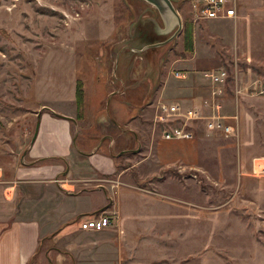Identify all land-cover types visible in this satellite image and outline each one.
Returning a JSON list of instances; mask_svg holds the SVG:
<instances>
[{
  "label": "rangeland",
  "instance_id": "rangeland-1",
  "mask_svg": "<svg viewBox=\"0 0 264 264\" xmlns=\"http://www.w3.org/2000/svg\"><path fill=\"white\" fill-rule=\"evenodd\" d=\"M171 1L182 19L181 33L167 45L147 48L167 41L177 25L165 30L158 10L143 0H0V163H30L27 152L42 107L74 112L75 103L65 102L60 91L68 98L79 80L105 83V66L116 82L121 50L143 66L170 64L179 71L175 62L183 54L193 68L225 70L228 103L221 115L239 116L229 123L231 138L242 142L243 153L258 157L255 163H225L221 183L197 179L200 196L189 191L205 204L192 208L189 217L178 210L188 206V196L111 193L124 235H95L117 246L109 259L120 256L118 264H264V0H242L240 16L222 22H196L192 0ZM190 24L193 53L184 43ZM130 48L147 49L140 55ZM80 129L73 128L76 145ZM100 194L82 195L77 203L95 205ZM109 199L105 194V203Z\"/></svg>",
  "mask_w": 264,
  "mask_h": 264
},
{
  "label": "crops",
  "instance_id": "crops-1",
  "mask_svg": "<svg viewBox=\"0 0 264 264\" xmlns=\"http://www.w3.org/2000/svg\"><path fill=\"white\" fill-rule=\"evenodd\" d=\"M116 57V82L110 81L106 66L105 83L79 80L85 92L80 120L76 84L68 98L60 91L65 102L75 103L74 112L59 113L53 106L42 107L38 132L27 152L30 163H0V264H118L120 256L109 259L117 246L95 234L114 230L124 235L121 219H116L113 228L100 232L83 231L77 224L79 219L91 220L103 214L119 216L111 193L118 197L137 191L152 194L153 199L161 196L177 200L188 196V206L178 210L189 217L192 208L205 204L193 199L189 191L193 189L200 196L197 179L221 183L225 163H255L257 156L243 153L242 142L231 135L209 133L205 121L195 123L193 140L163 137L166 124L157 121L161 103L178 104L182 111L203 108L205 115L212 112L203 105L205 99L214 97L221 109L228 103V96L224 97L226 84L214 94L210 80L205 78L210 69L193 68L189 60H182V54L175 70L187 76L176 79L170 64L143 66L123 50ZM224 116L227 124L239 119ZM74 127L83 128L78 145ZM51 157H60L64 163L35 164ZM120 163H125L123 168H119ZM90 194H100L102 201L80 207L77 200ZM105 194L110 196L107 203ZM84 237L91 239L82 242ZM92 238L101 240L92 242ZM88 245L95 246L94 250L85 251Z\"/></svg>",
  "mask_w": 264,
  "mask_h": 264
},
{
  "label": "built area",
  "instance_id": "built-area-1",
  "mask_svg": "<svg viewBox=\"0 0 264 264\" xmlns=\"http://www.w3.org/2000/svg\"><path fill=\"white\" fill-rule=\"evenodd\" d=\"M196 14L195 21H222L238 18L239 0H192ZM176 79H185L187 74L181 71H174ZM210 80L214 94L222 85L228 81V74L223 71H210L204 74ZM264 93V91H261ZM203 105L209 107L212 112L205 115L203 108H195L182 111L178 104L161 103L157 121L166 124L163 137L166 140L188 139L193 140L195 133L193 127L198 121H205L206 131L209 133L223 134L230 136L234 132L232 125L225 122L221 115V105L213 97L212 100H204ZM254 171L257 172L256 167ZM264 172V169L261 170ZM194 178H196L194 176ZM116 218L113 215L103 214L91 220L79 219L77 224L83 231H104L113 228Z\"/></svg>",
  "mask_w": 264,
  "mask_h": 264
},
{
  "label": "water",
  "instance_id": "water-1",
  "mask_svg": "<svg viewBox=\"0 0 264 264\" xmlns=\"http://www.w3.org/2000/svg\"><path fill=\"white\" fill-rule=\"evenodd\" d=\"M143 1L147 2L148 4L153 6L156 10H158L161 18L164 21L165 30H173L174 25L175 24L177 25L176 31L167 41L162 42V43H157V44L152 45V46H148L147 48L161 47V46L169 44L181 33V30L183 28L182 19L179 15L178 11L176 10L175 6L173 5L172 1L171 0H143ZM147 48H144L142 50H136V49L130 48V50L133 53L142 54L146 51ZM62 118H64L67 121L74 122V119H72V118H68V117H62ZM38 128H39V126H38ZM38 128L36 131V135L38 132Z\"/></svg>",
  "mask_w": 264,
  "mask_h": 264
},
{
  "label": "trees",
  "instance_id": "trees-1",
  "mask_svg": "<svg viewBox=\"0 0 264 264\" xmlns=\"http://www.w3.org/2000/svg\"><path fill=\"white\" fill-rule=\"evenodd\" d=\"M186 26V24H185ZM190 31H189V30ZM192 29H193V25H188L187 26V30H188V37L186 38L185 35V51L186 52H191L193 53L194 47H193V40H192ZM186 33V30H184ZM84 98H85V92H84V88H83V84L79 81L77 82V109H78V115H77V119L80 120V118L82 117V109H83V105H84ZM53 163H64V159L60 158V157H51V158H46V159H42L39 160L37 162H35V164H53Z\"/></svg>",
  "mask_w": 264,
  "mask_h": 264
},
{
  "label": "bare ground",
  "instance_id": "bare-ground-1",
  "mask_svg": "<svg viewBox=\"0 0 264 264\" xmlns=\"http://www.w3.org/2000/svg\"><path fill=\"white\" fill-rule=\"evenodd\" d=\"M145 3V2H144ZM150 6V5H149ZM159 16V15H158Z\"/></svg>",
  "mask_w": 264,
  "mask_h": 264
}]
</instances>
